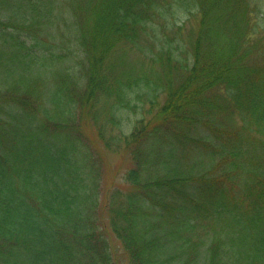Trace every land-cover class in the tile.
I'll return each instance as SVG.
<instances>
[{"label": "trees", "instance_id": "obj_1", "mask_svg": "<svg viewBox=\"0 0 264 264\" xmlns=\"http://www.w3.org/2000/svg\"><path fill=\"white\" fill-rule=\"evenodd\" d=\"M55 1L0 0V264H120L100 210L128 264H264L259 0H77L78 36L51 29ZM165 18L167 40L147 31ZM186 28L195 61L159 110L158 69L148 76L126 55L143 53L144 30L162 52ZM72 40L89 49L86 74L53 67ZM155 106L125 127L126 110ZM100 143L130 162L103 207Z\"/></svg>", "mask_w": 264, "mask_h": 264}, {"label": "rangeland", "instance_id": "obj_2", "mask_svg": "<svg viewBox=\"0 0 264 264\" xmlns=\"http://www.w3.org/2000/svg\"><path fill=\"white\" fill-rule=\"evenodd\" d=\"M55 2H56L55 5H57L58 7L54 10L53 13L55 14V16L57 15V19H54L51 29L52 30L56 29L57 31L62 30L63 32H67V33L70 32V34H73L75 36H78L79 35L78 33L83 35L81 28H78V27H79V21L83 23L85 18L83 17L82 19H75V14L73 13V8H72V3L75 2L76 4L77 0H56ZM97 2L98 0H83V4L86 9L90 8ZM259 3H260L261 11H259L258 14L263 15L264 0H259ZM59 7H61L62 9H59ZM58 10L60 11V13H58ZM83 13L84 11H81L78 16H82ZM165 20L166 18L158 20L157 24L154 26L152 23L150 24L146 23L144 25L148 24L147 31H151L152 27L156 28L157 30H159L158 34L160 35L162 34V39L167 40V36L171 34L173 30L166 27ZM261 20H262L263 26L260 31L256 32L257 37H260L264 30V19H261ZM256 22H257V19H256ZM88 27H89V23L86 22L85 28H87V30H88ZM46 29L47 28H44V30L42 31V35H44V33L47 31ZM184 30H185L184 35L181 36L182 40H180L175 46L173 44L172 47L167 48V49H165L162 46V48H160V49H163L162 52H156V50H159V47L156 46V42H155L157 38L152 36L151 34H148L147 31L144 30L145 32L142 33V36L140 37L139 41L136 42L134 45V48H137V49L141 46L144 47L143 53H141L140 51L136 52L139 49L136 51L134 49L131 53H128V55H126L128 56V58L130 57L129 58L130 61L134 62V65L136 66L137 69L145 68L143 69V72L147 73L148 76L149 75L153 76V71L150 69V66L152 64L156 66V69H158V75L167 87L166 92H164L163 95H160V96L158 95L159 97H157L158 101H160L158 104L160 106L159 110L163 107L162 105H164V103L166 105L167 103H170L173 101L170 95H168V92H175L177 88L179 87L181 81L184 79V74L180 71V67H182V64L186 63V64H189L190 67H192L193 61H195V57L193 56L191 48H190V42L188 41V38H187L188 33L186 30L188 29L186 28ZM63 38H64V35H63ZM57 41H59V38L54 36V40L51 43L54 44ZM62 42H63V39L60 40L61 45H62ZM65 46H66V43L64 42V47L62 48L63 51H61L62 53L61 55H63V57L61 60H59L61 62L52 63L53 67H55V69L58 68L60 70H64V69L81 70L82 68L86 74V66H87V63L89 64V61H88L89 60V56H88L89 49L87 47H85V49L84 48L81 49V47H78L76 43L74 45L73 40L72 42L70 41V46L68 44H67V48ZM174 47H176L177 49L176 56L174 55L175 58H171L165 63H162L158 59L153 57V51L156 56L157 54H161V53H171L168 51L170 49L174 50ZM101 68H102V71L109 70V68L106 65V62L101 64ZM112 79L114 78L112 77ZM144 97L145 99L154 100V98L152 97L149 98L150 95L148 93H146V96ZM149 105L150 104L148 101H144L141 104V107L148 108ZM153 108L154 109L152 111L148 109L147 110L148 112H145V113L142 111H140V113H134L133 111L126 110L124 114L125 118L123 119L125 127L131 124L132 120L136 119L137 117L141 119L145 117L146 119L147 117H149V114L151 115L152 113H156V112H157L156 114H159L158 106H155ZM94 128L96 127L93 125L89 126L87 128V132L90 137L97 140L98 137H97L96 130ZM114 132L115 134L117 133L120 135V132H118L117 129H115ZM98 147H99V152L101 151L100 153L103 154L102 162H101L102 163V169H101L102 176L99 182V185H100L99 192L101 195V206L103 207L106 191L108 192L110 189L117 188V186L124 187L125 185H127L125 182V179L123 178H124L125 172L127 171V168L130 166V162L126 160L124 156H121L118 153L106 150L101 143L100 145H97V148ZM98 217L100 220L99 221L100 227L98 231L104 237H106L107 240L109 241L114 258L115 256L118 257V261L120 264H128L127 253H125V249L123 245L121 244L120 240L111 230L109 223H108L106 213L100 210ZM208 235H211V233H209ZM173 259L177 261V257H174Z\"/></svg>", "mask_w": 264, "mask_h": 264}]
</instances>
